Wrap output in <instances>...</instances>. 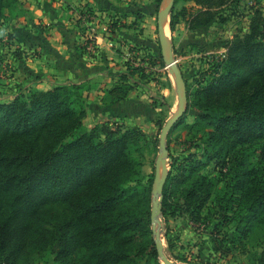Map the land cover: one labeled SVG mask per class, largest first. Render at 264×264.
I'll return each instance as SVG.
<instances>
[{"label":"trees","instance_id":"16d2710c","mask_svg":"<svg viewBox=\"0 0 264 264\" xmlns=\"http://www.w3.org/2000/svg\"><path fill=\"white\" fill-rule=\"evenodd\" d=\"M18 2L0 0V24ZM180 2L195 5L178 9ZM241 2L176 0L171 31L182 21L191 31L226 24ZM249 8L248 31L235 34L224 55L211 56L195 88L184 77L190 103L174 129L194 110L191 129L207 160L171 156L161 201L165 219L187 213L206 221L216 184L204 169L211 163L228 166L231 215L223 218L237 220L244 238L264 227V9ZM146 55L164 66L162 57ZM131 61L120 78L123 86L108 91L104 101L126 99L131 90L126 81L146 70ZM92 88L64 84L0 102V264H36L49 255L57 264H162L152 229L156 172L144 184L142 164L133 155L146 135L138 128L88 130L84 120Z\"/></svg>","mask_w":264,"mask_h":264},{"label":"rangeland","instance_id":"374dc122","mask_svg":"<svg viewBox=\"0 0 264 264\" xmlns=\"http://www.w3.org/2000/svg\"><path fill=\"white\" fill-rule=\"evenodd\" d=\"M76 2L75 0H19L16 7L11 8L7 16L1 20L0 102H10L20 94H28L29 91L38 89L36 86L39 85L37 79H40V81L47 80V78L42 79L43 76L37 77V75L31 73L32 70L36 71L39 65L32 58H37L39 55L37 49L34 51L27 49L25 41L19 39L18 33L22 32L21 27L25 26L23 23L20 24V20L25 18L27 21L30 20L29 18L33 14L32 9L35 13L40 12L37 9L43 11V8L51 11V6L54 4L60 10L66 11L65 13L70 12L73 15L71 11L76 6ZM250 6V2L242 1L239 8L236 9L237 14L235 17L226 24L214 22L194 31L193 35L185 34V31H183L184 34L179 36L175 45H172L171 39L169 40L171 51L177 60L181 74L192 85L191 90L196 86L195 79L201 77L203 71L209 67L208 62L211 56L224 55L227 51L228 41L235 34L246 32L249 23V16L246 12L250 10ZM181 7L182 5L179 4L178 9ZM88 10H86V15L90 14V12H87ZM91 15L93 16V14ZM146 24H148L146 29L147 40L150 37L152 41L157 43L156 17L149 16ZM18 28L20 29L18 30ZM154 49L158 50L157 47ZM141 51L142 55H138L140 60L144 61V63L141 62V66L145 68L155 66L146 57L149 52L147 50L145 52ZM144 54L146 56L142 57ZM156 65L159 66L157 63ZM174 74V71L166 68L164 62V66L152 69L151 73L146 75V78H151L146 81V84L152 82V78H155L153 82L158 81L161 91L156 93L157 105L159 106L156 108L150 107L146 110L145 117L140 116V118L134 120H96L97 115H89L84 120L85 127L88 130L95 127L109 126L111 130L119 132H124L129 128H138L145 133L146 138L133 148L134 157L142 164L141 174L144 184L156 172L158 158L163 154L161 145L163 131L180 108V92L175 88L177 86L180 89V85L177 83ZM169 78L174 83L173 87ZM71 83L73 82L60 85ZM147 88L150 87L147 86ZM186 93L189 106L190 96L187 85ZM183 116L165 134L167 158L174 156L181 160L189 154H196L197 159L205 162L207 158L204 155L203 142L194 135V129H191V126L195 123L196 112L190 110L184 122L174 129L175 125L184 118ZM166 163L168 172H170L171 162L167 160ZM215 165V163H211L204 169V173L216 184L212 199L205 209L206 221L196 222L187 213L169 219H165L162 214L157 218L154 229L161 236L164 253L173 264H264V227L257 229L249 238H244L238 232L237 220H224V215H231L230 212H226V192L231 188L229 186L232 183L233 176L228 166L218 168ZM155 176L151 192V211ZM215 245L220 248L219 251L214 249ZM54 258L53 255H49L36 264H57ZM160 261L164 264L162 260Z\"/></svg>","mask_w":264,"mask_h":264},{"label":"crops","instance_id":"0c3cea01","mask_svg":"<svg viewBox=\"0 0 264 264\" xmlns=\"http://www.w3.org/2000/svg\"><path fill=\"white\" fill-rule=\"evenodd\" d=\"M133 1L75 0L76 6L71 11L73 15L60 10L55 4L51 6V11L43 8V11L37 9L40 12L35 13L32 9L30 20L27 21L26 18L20 20V24L23 23L25 26L21 27L23 31L18 33V37L25 41L27 49L38 51L39 57L32 58L39 64L38 69L32 70L31 73L37 77L43 76L42 79L47 80L37 79L39 84L36 85L37 88L48 89L67 82L91 84L93 88L88 95L87 116L97 115L96 120H134L140 116L145 117V112L150 107H158L159 105H153V102L157 101L156 93H159L161 88L158 81L153 82L155 78L146 84V81L151 79L146 78V75L160 65L144 67L146 70L141 72V75L137 73L126 81L131 86L126 99L113 103L103 100L108 91L123 86L120 78L122 74L128 73V61L132 60L135 66L143 68L141 65L144 61L138 56L142 55L141 50L144 52L147 50L156 58L162 57L164 61L158 18L166 0H162L160 5L156 0ZM242 1L264 9V0ZM179 4L182 7L195 5L194 2H180L177 8ZM86 10L93 16L86 15ZM135 12L141 13L142 17L137 18ZM246 13L250 23L253 10L250 9ZM149 16L156 17L157 43L150 37L149 40L146 38L148 27L146 21ZM170 21L171 14L165 30L167 41L171 39L172 45L177 44L179 36L184 34L183 31L185 34L193 35L194 31L189 30L184 21L177 26L176 31H171ZM156 47L157 51L154 49ZM133 49L136 51H132ZM142 57H145V54ZM165 66L170 68L166 63ZM142 73L145 76H142ZM169 81L173 87L171 78ZM175 88L177 90V86Z\"/></svg>","mask_w":264,"mask_h":264},{"label":"water","instance_id":"95a60500","mask_svg":"<svg viewBox=\"0 0 264 264\" xmlns=\"http://www.w3.org/2000/svg\"><path fill=\"white\" fill-rule=\"evenodd\" d=\"M176 0H166L164 6L160 9L159 18H158V31L160 35V43L162 48V54L164 61L167 66L172 67V71H174L177 77V83L180 85V89L177 88V91L180 92V108L178 112L172 117L171 122H169L166 128L163 131L162 138H161V145L163 154L158 158L157 165H156V176H155V183H154V190H153V205H152V223H153V232L156 240V245L158 248L160 260L163 261L164 264H173L169 257L164 253L162 240L160 234H157L154 226L156 225L157 218L162 215V193L163 187L166 183L167 177L169 172L167 171L166 176L163 178L161 174L162 163L169 160L172 161L171 158H167L168 151L165 144V134H167L168 130L171 126L176 123L187 111L188 107V99L186 93V83L184 76L181 74L180 68L177 65V61L174 58L173 52L171 51L170 44L167 41L166 37V22L171 14V11L175 5ZM178 85V86H179Z\"/></svg>","mask_w":264,"mask_h":264},{"label":"bare ground","instance_id":"6f19581e","mask_svg":"<svg viewBox=\"0 0 264 264\" xmlns=\"http://www.w3.org/2000/svg\"><path fill=\"white\" fill-rule=\"evenodd\" d=\"M170 69L172 70V67H170ZM174 76H175V78H176V80H177V77H176L175 74H174ZM167 171H168V165H167L166 162H165V163L163 162V163H162V168H161V174H162V177H163V178L166 176Z\"/></svg>","mask_w":264,"mask_h":264}]
</instances>
